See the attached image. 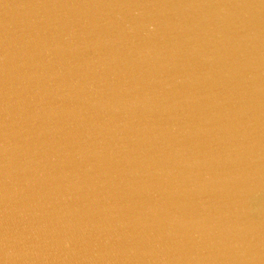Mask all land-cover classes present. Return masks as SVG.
Masks as SVG:
<instances>
[{
  "label": "water",
  "instance_id": "95a60500",
  "mask_svg": "<svg viewBox=\"0 0 264 264\" xmlns=\"http://www.w3.org/2000/svg\"><path fill=\"white\" fill-rule=\"evenodd\" d=\"M0 264H264V0H0Z\"/></svg>",
  "mask_w": 264,
  "mask_h": 264
}]
</instances>
